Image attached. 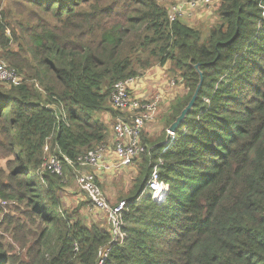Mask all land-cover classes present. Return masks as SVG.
I'll return each mask as SVG.
<instances>
[{
	"label": "trees",
	"instance_id": "1",
	"mask_svg": "<svg viewBox=\"0 0 264 264\" xmlns=\"http://www.w3.org/2000/svg\"><path fill=\"white\" fill-rule=\"evenodd\" d=\"M4 1L0 46L23 82L0 88V131L16 162L0 192L38 212L51 264H74L73 255L80 264H264V0H221L207 38L171 22L156 0ZM167 65L189 89L168 126L199 84L195 65L202 89L170 148L143 156L116 245L110 229L62 213L61 178L41 173L45 150L59 149L66 173L65 158L106 144L101 117L119 115L113 86ZM159 159L170 190L155 202L146 183ZM0 264L17 263L0 251Z\"/></svg>",
	"mask_w": 264,
	"mask_h": 264
},
{
	"label": "built area",
	"instance_id": "2",
	"mask_svg": "<svg viewBox=\"0 0 264 264\" xmlns=\"http://www.w3.org/2000/svg\"><path fill=\"white\" fill-rule=\"evenodd\" d=\"M221 0H181L170 6L168 10L171 22H183L193 19L202 9L216 8ZM138 77L128 78L116 83L110 95V103L118 116L114 122V152L118 163L114 166L101 164L100 160L105 153L106 144L94 150L82 153L76 161L65 158L68 166L78 170V183L87 194L92 208L102 212L110 221V237L113 244L122 245L126 239L123 231L124 223L122 215L126 211V202L111 205L102 191L98 173L104 171L127 169L133 166L137 160L145 156L149 151L144 145L142 136L148 124L153 123L159 115L163 94L137 97L133 94ZM23 78L0 58V83L6 87H18ZM176 140V133L167 130V140L162 144L163 152H166ZM163 160L159 159L155 164L146 183V191L152 192V199L161 202L169 193L170 187L160 179V166ZM92 169L93 171H88ZM42 174H50L61 179L65 176L64 165L57 154L49 156L41 168ZM103 255V253H100ZM105 257L107 254L104 255Z\"/></svg>",
	"mask_w": 264,
	"mask_h": 264
},
{
	"label": "rangeland",
	"instance_id": "3",
	"mask_svg": "<svg viewBox=\"0 0 264 264\" xmlns=\"http://www.w3.org/2000/svg\"><path fill=\"white\" fill-rule=\"evenodd\" d=\"M156 1H158L168 11L171 5L181 0ZM3 2H5V9V7L8 5V2L4 0ZM221 5L222 1H220L216 8H212L210 10L202 9L200 12H198V14H195L193 19L183 21L182 24L187 25L194 30L200 31L203 34V37L207 38L210 31L213 28H216V26H218L220 23L219 10ZM9 48L14 49L16 46L10 44ZM4 53L5 50L0 46V58L7 62L6 58L4 57ZM156 67L160 69L161 75L165 77L169 85L165 89L164 97L165 99L167 98L170 101L171 106L174 107L182 99L171 101L169 98V93L172 92L171 90L176 89L178 91L177 98H180L186 94L184 96L185 98L189 92V89L184 83L180 73L172 72L169 65L166 67H152L148 71L143 72V75ZM0 88L2 90H8V88L1 83ZM158 117L160 116L158 115L155 122L148 124L146 128L150 125L156 124L158 122ZM166 140H149V143L147 144L151 149V146L154 144H163ZM145 141L147 142L148 140ZM57 150L59 149L52 150L51 145L48 143L45 150L46 160ZM13 152L14 148L7 141L6 136L2 135L0 131V185L8 184V176L11 172V169L16 165ZM147 165L148 163H146V158L141 157L132 167L126 170H120V172L111 175L107 189L109 188V196L117 197L115 205L120 204L122 201L132 196L136 180H139L144 176ZM66 173L62 180V185L69 186L71 189H76L75 181L78 179H76L77 174H75L76 176H70V174ZM66 175L68 176L66 177ZM115 192H117V195L114 194ZM66 193V191L59 193L60 203L63 208L62 213L65 214L66 217L71 218L74 224L79 223L88 228L97 227L101 230H106L107 232L109 231L111 226L109 222L110 220L106 218L102 212L101 214L98 211L100 213L99 218H95L93 212H88V214L85 215L86 217H82L77 209L74 207H69ZM5 195V198L2 196V193L0 196V251L11 257L17 264H51V255L49 250H43V247L40 246L43 242L41 234L45 227V223L39 219L38 212L37 214H33L31 207H28L27 204H22L13 198H8L11 195L9 191H5ZM106 196L108 197V195ZM88 204L92 209L89 200ZM76 256L78 255H73L69 261L74 262V264H80L76 259Z\"/></svg>",
	"mask_w": 264,
	"mask_h": 264
},
{
	"label": "crops",
	"instance_id": "4",
	"mask_svg": "<svg viewBox=\"0 0 264 264\" xmlns=\"http://www.w3.org/2000/svg\"><path fill=\"white\" fill-rule=\"evenodd\" d=\"M167 86L169 85L165 77L161 75L160 69L156 67L152 69L151 71L145 73L143 76H139L137 84L133 90V94L140 98L147 96V95L156 94L157 92H161V94H163V99L161 102L162 105L159 111L160 117H158L157 119L158 122L154 125L148 126L145 129V132L142 136V140H143L142 143L143 144L146 143V145L144 146L149 150H150L149 148L150 146L147 144L149 143V140H166L167 139V130L169 129L168 125H169L170 117L172 115V109H171L172 106L170 104V101L167 98L165 99L164 97L165 89L167 88ZM171 91L172 92L169 93L170 100L171 101L177 100L178 91L176 89H173ZM115 119L116 118H114L112 114H109V113H104L101 117V120L108 126V129H109V134H108V138L106 141V150L100 160L101 164L106 165L105 167L111 166V165L115 166L118 163V160L114 152V142H115L114 122H115ZM145 140H148V141L146 142ZM154 145H162V144L156 143ZM88 171H93V170L90 169ZM118 172L120 171L115 168L114 170L98 173L99 184L104 192V195L107 201L112 205H115L117 201V197L109 196V188L107 189V186L110 182L111 175L118 173ZM66 174H70V176L77 174L76 179L79 178L78 170L72 167H70V169L67 171ZM67 176L68 175H66V177ZM75 185H76V189H71L69 186H63V185L61 186V189H60V192H65V191L67 192L66 196H67V202L69 204V207H74L75 209H77L79 214L82 217L87 215L88 212H93L94 217L99 218L101 212L99 213L93 208L92 209L90 208L88 204V200H89L88 196L83 190H81L80 185L78 183V179L75 181ZM114 194L117 195V192H115ZM106 195H108V197Z\"/></svg>",
	"mask_w": 264,
	"mask_h": 264
},
{
	"label": "water",
	"instance_id": "5",
	"mask_svg": "<svg viewBox=\"0 0 264 264\" xmlns=\"http://www.w3.org/2000/svg\"><path fill=\"white\" fill-rule=\"evenodd\" d=\"M195 71L199 74L200 77V81L199 84L190 100V102L188 103V105L182 110V112L180 113V115L176 118V120L169 126V131L173 132V133H177L178 130L180 129V127L184 124L187 116L189 115V113L194 109L196 102L198 100L200 91L202 89V85H203V74L200 70V65H195L194 66Z\"/></svg>",
	"mask_w": 264,
	"mask_h": 264
}]
</instances>
